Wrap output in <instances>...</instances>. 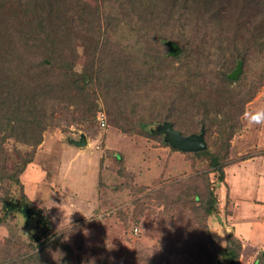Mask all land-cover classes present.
Returning <instances> with one entry per match:
<instances>
[{
    "label": "trees",
    "instance_id": "obj_1",
    "mask_svg": "<svg viewBox=\"0 0 264 264\" xmlns=\"http://www.w3.org/2000/svg\"><path fill=\"white\" fill-rule=\"evenodd\" d=\"M113 1L112 15L91 17L97 28L86 33L81 54L77 47L68 49L70 28L83 23L82 16H74L81 15L76 12L79 0H0V152L6 154L3 146L9 140L31 150L11 172L4 169L5 179L20 185L44 134L56 127L63 105L79 107L83 121H93L101 93L108 101V115L124 130L121 121L129 124L131 119L138 123L136 128L154 119L171 123L183 137L205 129L208 148L185 154L199 165L208 162L214 180L180 190L186 193L180 203L184 208H176L171 200L164 215L172 213L163 222L177 225L181 221L175 216L187 211L207 222L220 212L216 191L226 179L224 169L231 142L241 130L240 118L264 85V0ZM170 42L180 47L178 55H169ZM82 59L86 65L79 69ZM240 62L242 74L230 79ZM125 104L131 105L132 117H127ZM140 108L144 113L136 119ZM2 214L0 224L13 214L34 221L28 247L30 253L39 251L17 254L8 244L7 253L0 251V264H82L58 237L50 216L27 197L18 201L9 196ZM172 245L171 254H182ZM49 250L59 253L56 261L45 259ZM242 250L241 240L230 233L225 246L206 254V263L215 264L223 252L241 264ZM111 261L106 264H116ZM251 264H264L263 255Z\"/></svg>",
    "mask_w": 264,
    "mask_h": 264
},
{
    "label": "rangeland",
    "instance_id": "obj_2",
    "mask_svg": "<svg viewBox=\"0 0 264 264\" xmlns=\"http://www.w3.org/2000/svg\"><path fill=\"white\" fill-rule=\"evenodd\" d=\"M79 2L76 12L81 15L76 13L74 16H82L83 23L77 22L70 28L72 39L68 49L77 47L83 54L86 33L96 29L98 24L91 17L112 15L111 8L115 1ZM73 13L75 11L70 9V14ZM206 29L202 28V31L207 32ZM81 64L79 69L86 65V60L82 59ZM98 103L99 113L93 121H83L79 107H61L56 127L44 134L34 162L20 177V185L6 180L4 169L11 172L21 163V156H26L31 150L11 140L4 144L6 154L0 152V164L4 156L7 159L5 166L0 168V217L3 215L2 204L9 196L18 201L27 197L37 210L50 216L56 234L79 255L82 264H106L107 260L111 263L112 258L116 264H153L161 255L164 259H158L155 264H207L210 257L206 254L221 245L219 235L212 232L211 223L223 227L226 239L232 233L231 223H226L231 212L230 199L226 195L229 185L224 182L217 188L219 214L206 222L205 219L201 221L198 214L187 211L183 216H175L174 220L181 221L179 224L167 227V222L163 220H168L172 213L168 217L164 215L171 200L176 203V208H184L180 203L186 193L179 191L202 181L205 182L203 185H209L214 180L209 163L199 165L190 155L172 148L164 135L157 133L165 123L154 119L155 122H144L147 125L136 128L138 123L131 119L129 124L121 121L126 127L124 130L117 127L108 115V101L101 93ZM131 110V105L125 104L127 117H132ZM258 111H264V85L246 105L245 114L240 118L241 130L231 142L224 169L225 178L229 174L232 180L233 171L241 170V162L246 161L257 172L260 171L257 178L261 179L259 183L263 185L264 124L248 122V114ZM142 113L144 110L140 108L134 118H140ZM102 117L106 124L104 128L100 121ZM132 129L135 132L131 133ZM83 137L87 140L85 147L73 143ZM210 147L213 151L217 150L212 144ZM246 171L250 173L252 169ZM254 183L249 180L237 184L231 181L233 195L238 185L253 189ZM262 190L264 188L256 192L261 199L264 195ZM252 214L261 217L260 221L264 220L263 211ZM34 226V221L29 223L18 214L10 215L0 224V251L7 253L4 248L10 244L17 254L20 251L30 253L28 246ZM253 234L259 235L261 232L254 231ZM78 236L82 237L83 246H79ZM213 240L215 244L211 243ZM165 241L167 244H164ZM171 243L177 245L182 254H171L174 248ZM260 255L264 259L262 252ZM220 256L226 258L221 252L215 264ZM58 257L59 253L49 250L45 259L53 258L56 261Z\"/></svg>",
    "mask_w": 264,
    "mask_h": 264
},
{
    "label": "crops",
    "instance_id": "obj_3",
    "mask_svg": "<svg viewBox=\"0 0 264 264\" xmlns=\"http://www.w3.org/2000/svg\"><path fill=\"white\" fill-rule=\"evenodd\" d=\"M246 164V161H244L243 164L241 162V170L236 169V172L233 171L232 180L229 178V174L225 180V182L229 185L226 195H228L230 199L229 206L231 210L230 215L226 218V223H231V232L234 233L242 242L243 250L240 259L241 264L253 263L261 252L264 254V220L260 221L261 217H254L252 214L257 211L264 212V195L261 199L256 193L258 192V189L261 190L264 188V181L262 180L263 185H261L259 183L261 179L257 178V173L260 171L257 172L252 164ZM248 168L252 169L250 173L246 171ZM246 180H249L250 183L251 181L253 183L255 182L253 189L244 188L242 184H240L236 187V194L234 196L231 181H234L237 184L238 182H246ZM31 184L34 183L32 182ZM262 191L264 192V190ZM211 226L213 234L219 235L218 242L221 245H225L226 238L223 227H219L216 223H211ZM254 231L257 233L261 232V234L255 235L253 234Z\"/></svg>",
    "mask_w": 264,
    "mask_h": 264
},
{
    "label": "water",
    "instance_id": "obj_4",
    "mask_svg": "<svg viewBox=\"0 0 264 264\" xmlns=\"http://www.w3.org/2000/svg\"><path fill=\"white\" fill-rule=\"evenodd\" d=\"M170 46V56H176L181 52L179 46L174 43H168ZM243 65L240 62L237 66L235 72L229 75L232 80H237L242 73ZM157 133L164 135L165 141L174 149L179 150L182 153H195L204 151L208 148L205 141V129L202 128L201 134L191 135L189 137H183L182 133L175 130L171 123H166L164 126L159 127ZM73 143L78 147H85L87 145V140L83 137L80 141H73ZM216 264H237L235 260H230L228 258L219 257Z\"/></svg>",
    "mask_w": 264,
    "mask_h": 264
},
{
    "label": "clouds",
    "instance_id": "obj_5",
    "mask_svg": "<svg viewBox=\"0 0 264 264\" xmlns=\"http://www.w3.org/2000/svg\"><path fill=\"white\" fill-rule=\"evenodd\" d=\"M248 115L250 116L248 120L249 124H264V111H258Z\"/></svg>",
    "mask_w": 264,
    "mask_h": 264
},
{
    "label": "built area",
    "instance_id": "obj_6",
    "mask_svg": "<svg viewBox=\"0 0 264 264\" xmlns=\"http://www.w3.org/2000/svg\"><path fill=\"white\" fill-rule=\"evenodd\" d=\"M100 121H101V126L104 128L106 126V124L104 122L103 117L100 119ZM135 232L138 233V230L136 229ZM248 264H251V263H248Z\"/></svg>",
    "mask_w": 264,
    "mask_h": 264
}]
</instances>
